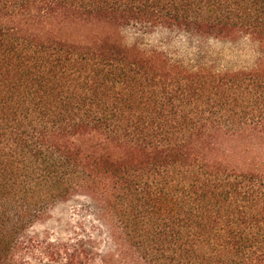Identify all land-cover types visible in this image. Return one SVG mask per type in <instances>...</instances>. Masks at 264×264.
<instances>
[{
	"label": "trees",
	"instance_id": "obj_1",
	"mask_svg": "<svg viewBox=\"0 0 264 264\" xmlns=\"http://www.w3.org/2000/svg\"><path fill=\"white\" fill-rule=\"evenodd\" d=\"M122 29L258 53L220 71ZM238 139L264 142V0H0V264H264V161L235 165ZM76 199L87 223L36 235Z\"/></svg>",
	"mask_w": 264,
	"mask_h": 264
},
{
	"label": "rangeland",
	"instance_id": "obj_2",
	"mask_svg": "<svg viewBox=\"0 0 264 264\" xmlns=\"http://www.w3.org/2000/svg\"><path fill=\"white\" fill-rule=\"evenodd\" d=\"M101 33L107 32L100 30ZM86 29L74 28L66 35L76 37L87 33ZM113 35L122 43L132 45L139 42L144 46L160 48L184 59H194L204 62L215 70H228L249 67L257 57V44L248 39L237 40H197L183 35L157 31L140 35L129 29L114 30ZM201 56V58H199ZM232 149L231 161L240 167L251 166L253 162L264 161V142L238 139L228 144ZM83 201L80 199L60 203L49 209L34 226L36 235L51 237H69L78 220L87 223L85 213H82ZM86 218V219H85ZM126 264H138L133 257L128 256Z\"/></svg>",
	"mask_w": 264,
	"mask_h": 264
}]
</instances>
